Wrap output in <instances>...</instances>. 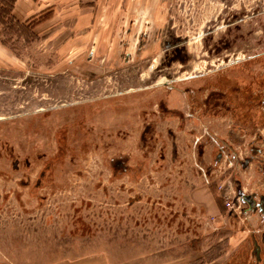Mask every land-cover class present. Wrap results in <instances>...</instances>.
Masks as SVG:
<instances>
[{
    "label": "rangeland",
    "instance_id": "1",
    "mask_svg": "<svg viewBox=\"0 0 264 264\" xmlns=\"http://www.w3.org/2000/svg\"><path fill=\"white\" fill-rule=\"evenodd\" d=\"M10 5L0 264H264V0Z\"/></svg>",
    "mask_w": 264,
    "mask_h": 264
},
{
    "label": "flooded vegetation",
    "instance_id": "2",
    "mask_svg": "<svg viewBox=\"0 0 264 264\" xmlns=\"http://www.w3.org/2000/svg\"><path fill=\"white\" fill-rule=\"evenodd\" d=\"M234 84L236 83L232 81L231 82L232 88ZM242 97L246 99L244 104L242 98H239L240 101H242L243 103L242 105H245V107L243 108V111H245V115L249 117V115H254L255 112H258L257 109L262 110V113L259 112L258 114L259 116H262V119L264 120V87L263 88L260 87L255 90L251 85L245 86L243 88ZM248 119L251 118H247V120ZM247 161L248 159H245L244 163ZM242 200L245 201L248 210L255 209L260 212L264 211V201L262 196H259V198L258 197L255 198L251 194H243Z\"/></svg>",
    "mask_w": 264,
    "mask_h": 264
},
{
    "label": "trees",
    "instance_id": "3",
    "mask_svg": "<svg viewBox=\"0 0 264 264\" xmlns=\"http://www.w3.org/2000/svg\"><path fill=\"white\" fill-rule=\"evenodd\" d=\"M11 2H12V0H5L6 6L9 3V8H7V9L1 8L0 11H1L2 14L6 15V16H4L5 18H10V20H14L15 21V19L13 18L12 14H11V9H12V5H10ZM15 24L19 25V23H17V22H15Z\"/></svg>",
    "mask_w": 264,
    "mask_h": 264
}]
</instances>
